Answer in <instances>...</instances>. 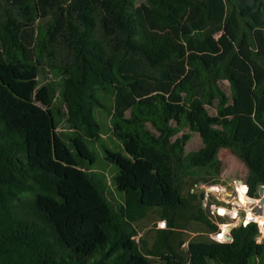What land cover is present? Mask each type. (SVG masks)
<instances>
[{
    "label": "trees",
    "instance_id": "1",
    "mask_svg": "<svg viewBox=\"0 0 264 264\" xmlns=\"http://www.w3.org/2000/svg\"><path fill=\"white\" fill-rule=\"evenodd\" d=\"M97 148L116 205L93 178ZM220 148L256 197L264 0H0V264H264L255 222L174 245L189 220L219 230L185 175L218 173ZM154 207L166 227L139 245L134 221Z\"/></svg>",
    "mask_w": 264,
    "mask_h": 264
},
{
    "label": "rangeland",
    "instance_id": "2",
    "mask_svg": "<svg viewBox=\"0 0 264 264\" xmlns=\"http://www.w3.org/2000/svg\"><path fill=\"white\" fill-rule=\"evenodd\" d=\"M45 77L46 80L51 81H55L57 79L55 75L50 72H48L47 76ZM221 85L226 90V92H228L229 85L227 81H222ZM102 102L107 107H110L112 103L108 96L103 97ZM97 113L104 126L109 127L110 115L106 112V110L99 109L97 110ZM58 130L62 131V133L68 132V128L64 120L59 123ZM181 132L182 131L178 132L176 135L181 134ZM64 136L67 137V134ZM105 144L112 150H120L116 145L113 147L112 141L110 140H107V143ZM200 146L201 141L199 136L193 133L188 140V144L186 145V151H196ZM96 152L99 154V156H97V160L94 164H90L94 171L93 178L96 182H104L103 192L111 204L116 205L121 203L123 201L122 195L116 190L112 183V175L115 173V171H113L114 168L113 166L104 163L105 161L100 148H97ZM217 159L220 162V170L218 173L205 168H197L191 170L185 175L187 189H190L191 192L195 193L197 197L196 202L201 201L203 208L209 213L210 220L217 225L218 229H223L222 225L225 224H229L230 226H237L241 224L242 215L250 210L254 211L256 215L264 216V205L261 204V201H255L254 203L248 201L246 196L245 201L240 200L238 197L236 187L240 183H238L237 180L242 179V184L244 186L246 184L244 182L246 177V168L244 164L238 160L228 148H220L217 153ZM208 187H210L211 190L208 189ZM213 187L220 188L219 190H212ZM227 192L232 193V195L227 194ZM262 194H258L257 192L254 199L259 198L261 200ZM220 207H224L226 211L235 209L237 216L233 218L229 212L224 215L219 214L218 208ZM181 222L183 223L182 220ZM184 224L185 226L182 229L181 236L174 238V245L180 251L186 250L188 242L192 241H222L216 238V232L211 231V229L199 221L189 220ZM134 225L137 229L135 240L138 242V244L141 245V241H144L147 247H151L155 240L157 230L164 229L166 227V222L162 211L159 208L154 207L148 210V212L143 217L135 220ZM258 227L259 233L257 239L260 242L264 239V229L262 228V225H258ZM181 241L182 244L180 243Z\"/></svg>",
    "mask_w": 264,
    "mask_h": 264
},
{
    "label": "bare ground",
    "instance_id": "3",
    "mask_svg": "<svg viewBox=\"0 0 264 264\" xmlns=\"http://www.w3.org/2000/svg\"><path fill=\"white\" fill-rule=\"evenodd\" d=\"M219 188H220V187H213L212 190H213V189H214V190H219ZM208 189H210V187H208ZM236 189H237V194H238V197L240 198V200L245 201V200H246V199H245V191H246V187H245L242 183H240L239 185H237ZM210 190H211V189H210ZM222 190H223V189H222ZM250 202H251V201H250ZM218 212H219V214H221V215H224V214H226L227 212H229V214L232 215L233 218L236 217V213H237L235 209H232V210H230V211H226V209H224V207H220V208H218ZM247 213H248V215H251V212H250V211H248ZM261 215H262V214H261ZM254 217H255V219H257V220L259 221V223L262 225V228L264 229V216H254ZM226 225L229 226V224L222 225V226H223V231L226 229ZM261 230H262V229H261ZM216 238H217V239H221V236H217Z\"/></svg>",
    "mask_w": 264,
    "mask_h": 264
},
{
    "label": "built area",
    "instance_id": "4",
    "mask_svg": "<svg viewBox=\"0 0 264 264\" xmlns=\"http://www.w3.org/2000/svg\"><path fill=\"white\" fill-rule=\"evenodd\" d=\"M245 186H246V191H245V196H246V199H248V201H251V202H254L255 203V201H261L259 198L258 199H254V197H251V196H249L248 194H247V191H248V185L247 184H245ZM264 191V190H263ZM264 194V193H263ZM263 194H262V197H264L263 196ZM261 204H263L262 202H261ZM264 205V204H263ZM247 212V211H246ZM250 212H251V215H248V213H245L244 215H242V217H241V224L242 225H246V224H248L249 222H255L256 224H257V226L259 225H261L260 223H259V221L257 220V219H255V217L254 216H260V215H256V213L254 212V211H252V210H250ZM237 216V215H236ZM240 225V224H239ZM258 229H259V227H258ZM222 241H225V239H221ZM257 241H258V239H257Z\"/></svg>",
    "mask_w": 264,
    "mask_h": 264
},
{
    "label": "water",
    "instance_id": "5",
    "mask_svg": "<svg viewBox=\"0 0 264 264\" xmlns=\"http://www.w3.org/2000/svg\"><path fill=\"white\" fill-rule=\"evenodd\" d=\"M238 183H242V179H238L237 180ZM263 189H264V185H259L258 186V194H262L263 193ZM229 195H232V193H228ZM261 202L264 204V197H262ZM236 226V225H234ZM234 226H227L226 225V229L223 231L222 228H220L215 234L216 236H221V239H225V241H231L232 240V236H231V228ZM220 239V240H221Z\"/></svg>",
    "mask_w": 264,
    "mask_h": 264
}]
</instances>
